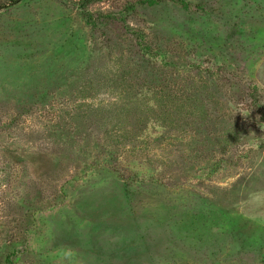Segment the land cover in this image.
<instances>
[{"label": "rangeland", "instance_id": "obj_1", "mask_svg": "<svg viewBox=\"0 0 264 264\" xmlns=\"http://www.w3.org/2000/svg\"><path fill=\"white\" fill-rule=\"evenodd\" d=\"M0 264H264V0H0Z\"/></svg>", "mask_w": 264, "mask_h": 264}]
</instances>
